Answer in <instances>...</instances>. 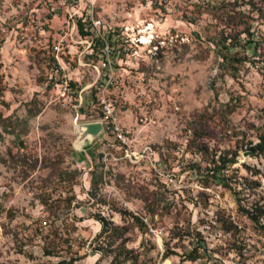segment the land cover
<instances>
[{
    "label": "rangeland",
    "instance_id": "374dc122",
    "mask_svg": "<svg viewBox=\"0 0 264 264\" xmlns=\"http://www.w3.org/2000/svg\"><path fill=\"white\" fill-rule=\"evenodd\" d=\"M71 2L0 0V264H264V0L72 5L129 41L123 141L41 93Z\"/></svg>",
    "mask_w": 264,
    "mask_h": 264
},
{
    "label": "built area",
    "instance_id": "2783aa9c",
    "mask_svg": "<svg viewBox=\"0 0 264 264\" xmlns=\"http://www.w3.org/2000/svg\"><path fill=\"white\" fill-rule=\"evenodd\" d=\"M78 1L72 0L70 8ZM77 21L83 33L79 31ZM63 23L64 26L58 27L51 36L50 63L40 85L41 93L45 94L47 103L69 108L73 120L84 117L86 111L96 112L97 118L89 121H100L102 132L123 141L125 135L118 125L117 104L125 99L123 81H130L124 68L132 56L128 39L89 9L68 11ZM94 47L98 49L96 53ZM84 67L91 68L87 82L83 81Z\"/></svg>",
    "mask_w": 264,
    "mask_h": 264
},
{
    "label": "water",
    "instance_id": "95a60500",
    "mask_svg": "<svg viewBox=\"0 0 264 264\" xmlns=\"http://www.w3.org/2000/svg\"><path fill=\"white\" fill-rule=\"evenodd\" d=\"M76 130L80 138L92 139L102 132V124L100 121H88L76 125Z\"/></svg>",
    "mask_w": 264,
    "mask_h": 264
},
{
    "label": "trees",
    "instance_id": "16d2710c",
    "mask_svg": "<svg viewBox=\"0 0 264 264\" xmlns=\"http://www.w3.org/2000/svg\"><path fill=\"white\" fill-rule=\"evenodd\" d=\"M77 25H78L79 31L81 33H83L82 30H81V25H80L79 21H77ZM43 79H44V77H43ZM251 150H253V151L257 150V152H259V153H263L264 152V135L259 136L258 143H256L254 146H252ZM252 219H255V218L253 217ZM98 221L101 224V226L104 225V222H103L102 219H98ZM194 254H195V250H190L186 254L187 259H194L195 258Z\"/></svg>",
    "mask_w": 264,
    "mask_h": 264
},
{
    "label": "bare ground",
    "instance_id": "6f19581e",
    "mask_svg": "<svg viewBox=\"0 0 264 264\" xmlns=\"http://www.w3.org/2000/svg\"><path fill=\"white\" fill-rule=\"evenodd\" d=\"M142 41V42H141ZM147 41V38L146 37H141V40H140V43H144Z\"/></svg>",
    "mask_w": 264,
    "mask_h": 264
}]
</instances>
